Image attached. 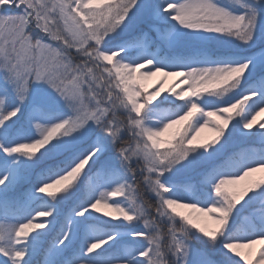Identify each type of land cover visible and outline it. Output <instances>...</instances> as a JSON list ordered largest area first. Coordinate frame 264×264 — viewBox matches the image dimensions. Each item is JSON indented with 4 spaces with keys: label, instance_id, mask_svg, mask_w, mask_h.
I'll return each mask as SVG.
<instances>
[{
    "label": "snow or ice",
    "instance_id": "1",
    "mask_svg": "<svg viewBox=\"0 0 264 264\" xmlns=\"http://www.w3.org/2000/svg\"><path fill=\"white\" fill-rule=\"evenodd\" d=\"M0 264H264V0H0Z\"/></svg>",
    "mask_w": 264,
    "mask_h": 264
},
{
    "label": "rangeland",
    "instance_id": "2",
    "mask_svg": "<svg viewBox=\"0 0 264 264\" xmlns=\"http://www.w3.org/2000/svg\"><path fill=\"white\" fill-rule=\"evenodd\" d=\"M158 77H153V78H151V79H149L146 83H147V85L149 86V87H151L152 86V84L155 82V80L157 79ZM170 82V81H169ZM259 119V118H258ZM204 135H208V133H202V136H204ZM257 175H259V173L257 174Z\"/></svg>",
    "mask_w": 264,
    "mask_h": 264
}]
</instances>
